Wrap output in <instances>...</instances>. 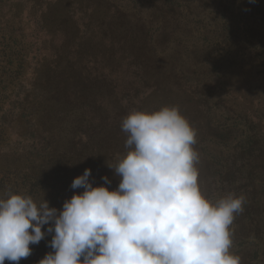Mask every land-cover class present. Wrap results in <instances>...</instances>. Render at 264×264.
I'll use <instances>...</instances> for the list:
<instances>
[{
  "label": "rangeland",
  "instance_id": "obj_1",
  "mask_svg": "<svg viewBox=\"0 0 264 264\" xmlns=\"http://www.w3.org/2000/svg\"><path fill=\"white\" fill-rule=\"evenodd\" d=\"M164 105L196 130L205 197L246 196L231 251L264 264V0H0V193L59 210L85 168L115 189L122 117Z\"/></svg>",
  "mask_w": 264,
  "mask_h": 264
},
{
  "label": "clouds",
  "instance_id": "obj_2",
  "mask_svg": "<svg viewBox=\"0 0 264 264\" xmlns=\"http://www.w3.org/2000/svg\"><path fill=\"white\" fill-rule=\"evenodd\" d=\"M120 127L125 151L107 164L119 177L115 189L104 186L107 176L94 187L85 168L70 185L82 191L59 210L45 199L0 193V264H19L47 235L52 251L38 264H241L231 225L246 196L205 197L196 130L178 106L132 108Z\"/></svg>",
  "mask_w": 264,
  "mask_h": 264
}]
</instances>
